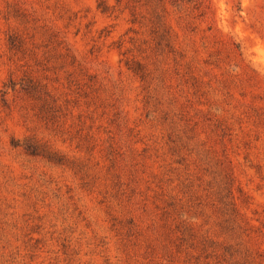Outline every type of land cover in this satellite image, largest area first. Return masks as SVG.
<instances>
[{"label":"rangeland","instance_id":"374dc122","mask_svg":"<svg viewBox=\"0 0 264 264\" xmlns=\"http://www.w3.org/2000/svg\"><path fill=\"white\" fill-rule=\"evenodd\" d=\"M0 264H264V0H0Z\"/></svg>","mask_w":264,"mask_h":264},{"label":"trees","instance_id":"16d2710c","mask_svg":"<svg viewBox=\"0 0 264 264\" xmlns=\"http://www.w3.org/2000/svg\"><path fill=\"white\" fill-rule=\"evenodd\" d=\"M10 42L14 47H21V45L19 46L16 40V37L11 36L10 38ZM37 84L33 81H28L25 85V87H23L28 93H37ZM11 87V86H9ZM13 87V86H12ZM47 93V92H46ZM19 145V144H17ZM25 150L34 156H42L44 158H46L49 162L55 163V164H64L63 162V158L61 155L57 154V152H53L49 149H47L44 145H42L39 142H30L29 140H27L24 144H23Z\"/></svg>","mask_w":264,"mask_h":264}]
</instances>
